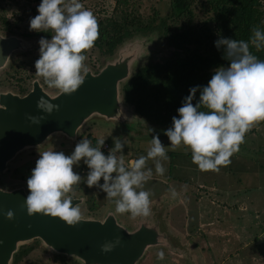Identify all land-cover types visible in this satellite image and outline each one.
<instances>
[{
  "label": "rangeland",
  "instance_id": "374dc122",
  "mask_svg": "<svg viewBox=\"0 0 264 264\" xmlns=\"http://www.w3.org/2000/svg\"><path fill=\"white\" fill-rule=\"evenodd\" d=\"M80 2L94 13L99 24V38L95 41L94 47L84 53L85 65L94 71H97L108 57L104 53L106 39L114 38L121 30L156 24L171 11L170 0H80ZM40 3L39 0H0V33H13L37 43L31 50L14 55L8 66L0 71V91L19 92V89L27 91L30 81L34 78H38L46 89L51 91L56 89L48 87L43 77L35 73V61L40 58L39 40L41 37L49 40L52 37L51 32L30 30V19L39 14ZM192 10L193 28L196 31L204 24L213 26L208 0H193ZM141 35L147 39L143 59L137 67L148 61L162 62L174 56L182 57L185 53L184 50H175L167 45L157 31ZM198 48L203 52V47ZM218 68L210 69L206 75L212 78ZM137 116V121L129 130L116 122L96 120L79 131L75 142L55 137L44 148L19 155L9 164L8 170L0 175V183L4 188L23 185L30 194L27 179L31 176L37 159L40 158V152L53 150L70 155L76 143L88 135L96 140L105 138L104 144L108 145L105 155L114 147V140H126L127 144L118 155H123L127 164L130 160L146 155L152 137L159 134L161 142L167 149L168 160L161 161L166 171L163 175H158L155 171V162L149 160L148 167L152 168L153 177L144 184L143 190L152 194L151 207L160 205L155 213L160 217L162 227L177 247L173 250L154 248L139 264H264L262 231L264 192L251 188L249 194L252 197L250 196L249 200L243 199L241 193L242 186L246 185L245 175L255 178L264 176V121L257 123L246 133L245 142L240 145V150L230 157L231 163L227 167H221L219 172H205L199 170L192 162L189 148L182 144L175 150L171 149L170 141L165 135V130L171 126L156 124ZM241 160L246 163L242 164ZM74 171L86 178L89 169L81 160L79 166L74 165ZM255 172H259L260 175H255ZM256 181L251 184L256 185L258 183ZM249 182L247 186L250 188L252 185ZM100 183H103V178ZM212 183L216 184L218 190H210ZM172 188L178 194L175 198L170 191ZM70 194L84 196L85 201L79 206L84 216L101 217L111 205L115 210L114 200L106 198L107 194L101 189L95 186L89 188L84 182L75 185ZM243 209L246 210L242 211ZM117 215L128 225L133 224L137 218H133L130 213ZM25 246L34 249L36 255L25 258L29 253L27 252L22 258H18L16 264L74 262L72 259L48 256L37 241ZM160 251L164 252L163 260L157 257Z\"/></svg>",
  "mask_w": 264,
  "mask_h": 264
},
{
  "label": "clouds",
  "instance_id": "9594fccd",
  "mask_svg": "<svg viewBox=\"0 0 264 264\" xmlns=\"http://www.w3.org/2000/svg\"><path fill=\"white\" fill-rule=\"evenodd\" d=\"M38 13L30 19V30L51 32L52 37L39 40L40 58L35 61V73L43 77L48 87L58 89L60 94L72 95L84 84L89 72L84 53L93 48L99 38L98 20L80 0H42ZM252 33L251 44L257 50L264 48V31L256 27ZM215 45L217 49L224 48L223 58L230 61L229 66H220L206 86L190 88L183 106L177 110L179 118L174 116L172 127L165 130L171 149L182 144L189 148L192 162L205 172H219L221 167H227L230 157L245 142L246 133L264 121V60L258 59L250 51L249 42L244 40L221 37ZM198 90L199 100L193 104ZM51 100L41 96L36 106L50 114L60 107ZM0 109L6 107L0 106ZM104 143L105 138H101L93 146L91 140L83 138L70 155L63 151L40 152L27 179L30 194L25 205L28 215L59 217L68 226L75 227L84 221V215L78 204L73 206L69 193L75 185L84 182L89 188L101 189L107 194L106 198L114 200L116 213H130L133 218L150 216L152 194L143 190L144 184L153 177L148 161H154L156 173L163 175L166 169L161 161L168 160L159 134L152 137L146 155L127 164L123 155H118L127 144L126 140H114L108 155L101 151ZM81 160L89 169L86 178L74 171V165L79 166ZM170 191L173 198L178 195L174 188ZM0 192L10 193V190L0 187ZM5 216L13 220L14 212L9 209ZM120 244L121 238L116 237L102 244L101 251L111 252ZM47 248L54 250L50 245ZM157 257L163 260L164 252H158Z\"/></svg>",
  "mask_w": 264,
  "mask_h": 264
},
{
  "label": "water",
  "instance_id": "95a60500",
  "mask_svg": "<svg viewBox=\"0 0 264 264\" xmlns=\"http://www.w3.org/2000/svg\"><path fill=\"white\" fill-rule=\"evenodd\" d=\"M0 71L12 57L34 48L37 43L13 33H0ZM147 38L134 34L117 46L103 65L86 74L84 84L72 95L60 94L58 89H46L38 78L30 81L25 93L0 91V175L19 155L44 148L55 137L75 142L79 131L92 121L116 122L130 129L137 121V113L124 100L123 85L131 78L143 59ZM58 96L51 100L58 104L50 114L37 108L39 97ZM49 96V97H48ZM25 97V98H23ZM23 98V99H22ZM35 117L36 119H30ZM77 127V135L75 128ZM0 187L4 188L1 183ZM10 193L0 192V264H13L21 247L37 241L50 257L72 259L78 264H139L154 248L176 249V244L162 227L161 219L152 206L148 217H137L131 225L124 223L111 205L101 217L84 216L75 227L68 226L59 217L42 214L29 216L25 186H15ZM73 206L82 205L83 195L73 196ZM11 209L14 219L5 213ZM121 238V244L104 253L101 245ZM54 250H49L48 246Z\"/></svg>",
  "mask_w": 264,
  "mask_h": 264
},
{
  "label": "trees",
  "instance_id": "16d2710c",
  "mask_svg": "<svg viewBox=\"0 0 264 264\" xmlns=\"http://www.w3.org/2000/svg\"><path fill=\"white\" fill-rule=\"evenodd\" d=\"M208 3L213 26L204 24L199 31L193 28V0H170V13L156 24L135 26L118 31L114 38H102L106 41L105 56L112 55L118 45L134 34H148L154 31L162 35L167 45L175 50L185 51L182 57L174 56L162 62L148 61L138 66L123 85L125 102L130 104L139 116L156 124L172 127V118H179L177 110L183 106L184 98L190 94V88L197 85L206 86L211 79L206 75L210 69L229 66L230 61L223 58L224 48L217 49L215 45V41L221 37L249 42L250 51L258 59L264 60V48L257 50L251 44L252 29L259 27L264 31V0H208ZM192 45L194 47H191ZM198 46L203 47V52ZM199 97L198 90L193 104ZM88 139L92 141L93 146L96 145L95 138ZM29 248L21 247L15 254L13 264H16L18 258L26 254ZM73 264L78 263L74 261Z\"/></svg>",
  "mask_w": 264,
  "mask_h": 264
},
{
  "label": "crops",
  "instance_id": "0c3cea01",
  "mask_svg": "<svg viewBox=\"0 0 264 264\" xmlns=\"http://www.w3.org/2000/svg\"><path fill=\"white\" fill-rule=\"evenodd\" d=\"M246 163V161H243V160H241V163L243 164V163ZM255 175H260L259 174V172H255ZM244 179H245V182H246V185L245 186H242V197H243V199H245V200H249L248 198L251 196L252 197V195H250L249 194V192L251 191V188L253 189V188H255V190H257V191H260V192H264V176H261V177H259V178H255V177H253V176H249V175H245V177H244ZM247 179H248V181H247ZM257 180V181H256ZM250 181V182H249ZM255 181L256 182H258L256 185H252L251 183H255ZM244 182V183H245ZM250 183V185H252L250 188H249V186H247L248 184L247 183ZM254 186H256V187H254ZM210 190H213V191H216V190H218L217 189V186H216V184H214V183H212V187H210ZM219 192H221L222 193V191L220 190ZM234 193V192H233ZM262 195H263V193H262ZM263 197H264V195H263ZM255 198H257V197H255ZM257 200V199H256ZM248 204H252L251 202H248ZM246 210V209H245ZM244 209L242 210V211H245ZM264 210V209H263ZM255 211H258V210H255ZM255 214H257V213H255ZM262 231H264V228L262 229ZM264 238V237H263ZM32 247V246H31ZM29 250H31V252L29 251ZM34 249H28V251L27 252H29V253H27L24 257L25 258H27V257H30V256H32V255H36V253H34V251H33ZM23 257V256H22ZM21 257V258H22Z\"/></svg>",
  "mask_w": 264,
  "mask_h": 264
},
{
  "label": "built area",
  "instance_id": "2783aa9c",
  "mask_svg": "<svg viewBox=\"0 0 264 264\" xmlns=\"http://www.w3.org/2000/svg\"><path fill=\"white\" fill-rule=\"evenodd\" d=\"M108 149V145L104 144L101 148V151L104 153Z\"/></svg>",
  "mask_w": 264,
  "mask_h": 264
},
{
  "label": "flooded vegetation",
  "instance_id": "af4514ba",
  "mask_svg": "<svg viewBox=\"0 0 264 264\" xmlns=\"http://www.w3.org/2000/svg\"><path fill=\"white\" fill-rule=\"evenodd\" d=\"M21 89H22V88H21ZM18 91H19V93H21V94L24 93V92H26V90L23 91V90H20V89H19ZM88 137H89L90 139L93 138L91 135H88L87 138H88ZM73 196H74V195H73Z\"/></svg>",
  "mask_w": 264,
  "mask_h": 264
}]
</instances>
